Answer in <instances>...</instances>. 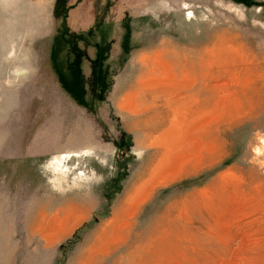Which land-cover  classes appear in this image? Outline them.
Wrapping results in <instances>:
<instances>
[{"label":"rangeland","instance_id":"1","mask_svg":"<svg viewBox=\"0 0 264 264\" xmlns=\"http://www.w3.org/2000/svg\"><path fill=\"white\" fill-rule=\"evenodd\" d=\"M0 264H264V0H0Z\"/></svg>","mask_w":264,"mask_h":264},{"label":"crops","instance_id":"2","mask_svg":"<svg viewBox=\"0 0 264 264\" xmlns=\"http://www.w3.org/2000/svg\"><path fill=\"white\" fill-rule=\"evenodd\" d=\"M132 107V106H131ZM138 108H140V105L139 104H137V108L136 109H138ZM129 112V111H128ZM130 113V112H129ZM132 113V112H131ZM130 116H134L137 120H136V124H137V126H139V124H140V111H137V112H135V113H132V115H130ZM140 128V127H139ZM140 133V132H139ZM140 145V144H139ZM130 183H132V182H130ZM132 187V186H131ZM136 190V191H135ZM92 196H94L93 194H92ZM122 196H123V193L117 198V200L115 201V203H114V205H113V207L112 208H114V209H116V211L118 210V211H121V209H123V208H125V209H127V208H130V207H132V208H135L134 210H133V212H136V210H138L139 208H140V202H138V201H140V182L138 183V184H136V186L134 187V188H131V190L129 191V199L130 198H132L133 197V199H134V197L137 199V201L134 203L133 202V200L132 201H128V200H123L122 199ZM126 196V195H125ZM120 198V199H119ZM94 200H92V201H90V200H88L89 202H72L71 204H70V206L68 207L69 208V210L71 209L72 210V212H73V215L75 216V217H77V219H78V221L79 220H82V219H84V218H86L87 217V215H90L89 213L91 212V211H93V209L94 208H96L97 207V205H98V203L96 202V199L95 198H93ZM135 206V207H134ZM86 215V216H85ZM85 216V217H84ZM81 217H82V219H81ZM76 220V219H75ZM126 220H127V217H126ZM81 223V222H80ZM121 224V223H120ZM120 224H119V226H120ZM73 225H75V224H73ZM76 227H78V226H76ZM121 227H124V228H126V224L125 225H121ZM74 229V228H73ZM72 229V230H73ZM101 233V232H100ZM99 233V234H100ZM99 234H97L96 236H95V238H94V242L92 243V247H90L89 248V251H88V253L91 255V254H93V253H95V252H93V251H97L96 250V247H98L99 248V246H98V243H99V241H100V236L101 235H99ZM47 244H46V246H51L52 244L54 245V243H51V242H46ZM110 245L109 246H111V243H109ZM93 252V253H92ZM97 253V252H96ZM97 259V258H96ZM84 260V259H83ZM96 262H97V260H96Z\"/></svg>","mask_w":264,"mask_h":264},{"label":"bare ground","instance_id":"3","mask_svg":"<svg viewBox=\"0 0 264 264\" xmlns=\"http://www.w3.org/2000/svg\"><path fill=\"white\" fill-rule=\"evenodd\" d=\"M156 177V176H155ZM136 199V198H135ZM142 199V197H140V200ZM135 207V206H134Z\"/></svg>","mask_w":264,"mask_h":264}]
</instances>
